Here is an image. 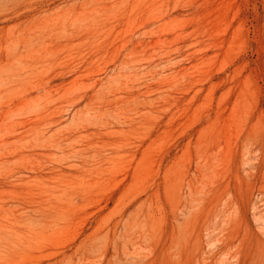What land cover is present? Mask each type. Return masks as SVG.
I'll list each match as a JSON object with an SVG mask.
<instances>
[{
	"label": "rangeland",
	"instance_id": "374dc122",
	"mask_svg": "<svg viewBox=\"0 0 264 264\" xmlns=\"http://www.w3.org/2000/svg\"><path fill=\"white\" fill-rule=\"evenodd\" d=\"M0 264H264V0H0Z\"/></svg>",
	"mask_w": 264,
	"mask_h": 264
}]
</instances>
